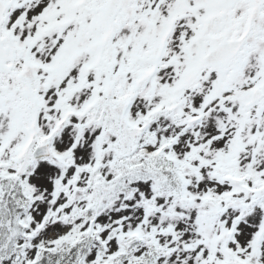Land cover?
<instances>
[{
    "label": "snow or ice",
    "instance_id": "obj_1",
    "mask_svg": "<svg viewBox=\"0 0 264 264\" xmlns=\"http://www.w3.org/2000/svg\"><path fill=\"white\" fill-rule=\"evenodd\" d=\"M0 264H264V0H0Z\"/></svg>",
    "mask_w": 264,
    "mask_h": 264
}]
</instances>
